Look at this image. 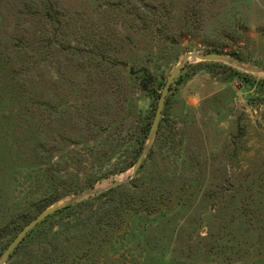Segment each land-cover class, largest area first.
Segmentation results:
<instances>
[{
  "label": "rangeland",
  "instance_id": "1",
  "mask_svg": "<svg viewBox=\"0 0 264 264\" xmlns=\"http://www.w3.org/2000/svg\"><path fill=\"white\" fill-rule=\"evenodd\" d=\"M188 52L260 72L186 63L131 178L138 210L68 235L86 210H60L6 264H264V0H0V256L132 170Z\"/></svg>",
  "mask_w": 264,
  "mask_h": 264
},
{
  "label": "water",
  "instance_id": "2",
  "mask_svg": "<svg viewBox=\"0 0 264 264\" xmlns=\"http://www.w3.org/2000/svg\"><path fill=\"white\" fill-rule=\"evenodd\" d=\"M188 62H222L231 66H235L239 69H242L243 71L246 72H251V73H259L260 70L256 68H251L245 66V64L237 60L233 57H229L225 54L221 53H208V54H199L195 52H188L183 56L181 61L177 63V65L172 69L170 72L169 76L167 77L164 86L161 90L157 107L155 110L154 118L149 130L148 134V142L143 149L141 155L139 158L136 160L134 166L132 167V170L125 175L124 177L120 178L119 180H116L112 183L108 184H103L97 187H93L87 190H84L76 195H74L70 200H66L61 204H54L41 212H39L34 218H32L29 222H27L22 229L16 234V236L12 239V241L8 244V246L4 249L0 256V264H6L10 256L13 254V252L17 249V247L20 245V243L25 239V237L35 228L37 227L40 223H42L44 220H46L50 215L63 210L73 204H76L77 202H80L84 199L96 196L102 192H105L109 189L115 188L117 186H120L130 180L138 171V169L141 167L142 162L146 155L148 154L152 143L154 136L156 134V130L159 124V121L161 119V115L163 112L164 104L166 101V97L169 93L171 84L173 83L174 79L176 76L179 74V72L183 69L184 65Z\"/></svg>",
  "mask_w": 264,
  "mask_h": 264
},
{
  "label": "trees",
  "instance_id": "3",
  "mask_svg": "<svg viewBox=\"0 0 264 264\" xmlns=\"http://www.w3.org/2000/svg\"><path fill=\"white\" fill-rule=\"evenodd\" d=\"M141 72L145 78L147 75L146 72L144 70ZM147 196H149L147 190L142 188L140 190L137 187L135 180H132L102 192L99 195L93 197V199L73 204L67 207L65 210L72 211L73 213H77L81 209H85L86 211L84 213H80V216L77 218L74 226L63 228L62 233L68 235L69 232H66V230L69 228H74V230L80 231L84 227L86 228L83 230L88 228L91 230H95L96 228L102 230L110 226L113 227L114 222L117 221L123 213L128 214V212L132 209L138 210L140 203ZM50 246L52 245L46 247L45 251H48ZM53 250L55 251L56 249L53 247L52 251Z\"/></svg>",
  "mask_w": 264,
  "mask_h": 264
}]
</instances>
